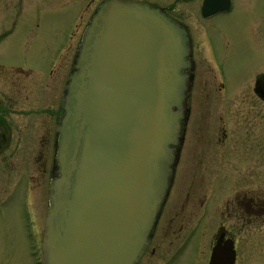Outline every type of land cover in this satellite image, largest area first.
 I'll return each mask as SVG.
<instances>
[{"label":"water","instance_id":"obj_1","mask_svg":"<svg viewBox=\"0 0 264 264\" xmlns=\"http://www.w3.org/2000/svg\"><path fill=\"white\" fill-rule=\"evenodd\" d=\"M189 54L158 9L109 0L92 17L62 96L41 264L138 263L173 179ZM209 264H234L232 244L217 238Z\"/></svg>","mask_w":264,"mask_h":264},{"label":"flooded vegetation","instance_id":"obj_2","mask_svg":"<svg viewBox=\"0 0 264 264\" xmlns=\"http://www.w3.org/2000/svg\"><path fill=\"white\" fill-rule=\"evenodd\" d=\"M82 1L74 17L78 19L75 27H78L89 8L94 5L87 24L100 6L109 0ZM120 1L158 9L186 30L190 48L188 59L192 67L191 70H186L191 77L186 100L189 115L187 123L189 125L193 120L197 103L207 109L219 106L218 111L210 109L207 113L211 119L217 114L221 129H217L219 142L216 144V151L221 156V167H229L230 178L233 180L232 188L229 189L231 192L227 195L233 200L226 201L223 198L217 206L219 211L216 214L222 217L221 221L207 244L203 241L205 246L201 252V260L196 264H209L212 248L219 237L221 242L229 241L232 244L234 264H237V234L240 230L252 228L251 224L258 217V210L264 213V197L260 196L264 194V187L259 185L263 181L256 180V177H264V145H259L256 139L257 132L261 134L264 130V0ZM57 64H61V59ZM54 68L52 66L50 77ZM50 82L52 85L57 84L58 88L57 95H54L57 102L54 110L49 107ZM63 84L61 92L60 77L50 81L46 74H40L38 79H31L21 67L0 65V172L7 168L11 174L7 182L9 188H4L5 197L0 203L14 199L17 201L23 182L19 203L25 232L28 228L34 229L31 215L34 189L47 179L46 189L49 192V181L57 175L59 169L55 157L54 160L51 159L52 162L48 160L50 150L53 151V146L54 149L57 147L56 128L65 113L62 105L65 83ZM212 130L214 132L215 128ZM258 145L263 148L260 149ZM33 149L36 150V156L33 155ZM226 154L228 157L225 164ZM180 155L179 153L178 158ZM34 164L37 174H34ZM201 165L202 162L199 167ZM241 165L244 169H241ZM176 174L177 168L152 228L149 245L138 264L143 262L147 253L151 255L150 259L153 258L152 255L158 254L161 246L154 243L157 232L161 234V245L162 241L165 243L169 239L172 244L166 254L161 255L158 264H173L176 256L196 238L197 224L208 216L209 196L207 193L205 196L197 195V189L190 190L191 182L178 199ZM172 192L175 193L174 198L171 197ZM46 201L48 202V193ZM230 204L233 216L238 214V223L244 220L248 224H224L222 219L225 208L223 207V212L220 209L222 205ZM202 226L203 229L206 228L205 224ZM159 227L161 229L157 230ZM30 234L33 236L32 232ZM203 238L205 240V235ZM186 261L187 264L190 263L184 259L181 264H186Z\"/></svg>","mask_w":264,"mask_h":264},{"label":"rangeland","instance_id":"obj_3","mask_svg":"<svg viewBox=\"0 0 264 264\" xmlns=\"http://www.w3.org/2000/svg\"><path fill=\"white\" fill-rule=\"evenodd\" d=\"M167 2H170V0H167ZM82 3V0H0V65L21 67L25 69L31 79H38L40 74H46L50 81L60 77L59 89L61 91L63 82L66 84L69 75L75 69L74 64L78 55V44L81 42L84 28H86L87 21L94 9V5L89 8L78 27H75L78 19L74 17ZM82 9L80 10L83 11ZM74 27L75 29H73ZM236 36L239 38V33ZM59 59H61L60 65L57 64ZM52 66L55 67V70L50 77L49 73ZM50 84L49 107L50 110H54L57 107L54 95H57L58 88L57 84L52 85V82ZM196 105L193 120L189 122V125L187 121L185 125H182L180 133L182 141L179 147L181 155L174 167V176L177 168L176 186L178 188V199L183 195L185 189H188V183L190 184V182L192 183L190 190L197 189L195 191L197 195L205 196L207 193V196H209L208 216L197 224L195 230V233H197L196 238L192 239L187 247L176 256L173 264H181L184 259L189 260L190 263L188 264L200 262L201 252L205 246L203 241L204 244H207L208 239L211 238V234L215 232L222 218L216 214L219 211L217 206H219L223 198L226 201L229 199L227 195L230 194L231 191L229 189L232 188L233 184L229 167H221L219 159L221 156L216 151L218 149L216 144L219 142L217 129H221L217 114L211 119V116L207 113L210 109L218 111L219 106L214 108L212 106L207 109L201 103ZM212 128H215L214 132L213 130L211 131ZM256 135L258 144L264 145V130L261 134L257 132ZM36 137L37 134H35L34 138L36 139ZM259 148L262 149L263 147L259 146ZM54 150L56 151V148L54 149L53 146V151L52 149L50 150L49 162L51 159L54 160ZM198 153L200 156H198ZM33 155L36 156L35 149H33ZM227 157L228 155L226 154L224 157L225 164ZM201 162L202 165L199 167ZM202 167L204 170H202ZM36 169V164H34V174L38 172ZM241 169H244L243 165H241ZM10 175L7 168H3L0 172V201L5 197L4 188H9V183L7 182L10 179ZM197 179H200V181ZM256 180L263 181L259 185L264 187V177L260 179L256 177ZM22 183L18 191L19 197L17 201L14 199L8 200L3 204L0 203V264H35V259L32 256L31 241L29 235H26L27 230L25 232L20 213L19 201L21 200L20 191L23 190ZM46 185L47 179L42 184H38L31 197V215L36 242L34 250H37V255L40 254V243L47 211L46 194L48 191ZM171 195L173 197L175 193L172 192ZM260 196L264 197V194H260ZM229 200L232 201L233 199L230 198ZM223 207L225 208V215L222 221L225 225L226 223L233 224V222L237 226L248 224L244 220L238 223V214L233 216L234 212L231 204L230 206L222 205L220 209L222 212ZM204 224L206 225L205 229L202 226ZM251 226L252 228L249 230L243 229L237 234V264H264L263 212L258 210V217L252 221ZM160 229L161 227L157 230ZM159 235L161 234L157 232L154 240L155 244L161 246L158 254L152 255L153 258L150 259L151 255L147 253L143 259V264H158L162 257L161 255L166 254V251L172 246L171 242H169L170 239L169 241L166 240L165 243L162 241L161 245V236ZM203 235H205V240Z\"/></svg>","mask_w":264,"mask_h":264}]
</instances>
